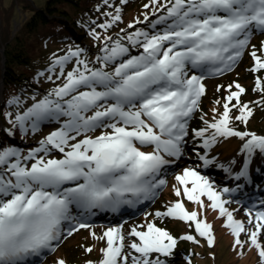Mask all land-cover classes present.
I'll return each mask as SVG.
<instances>
[{
    "label": "snow or ice",
    "instance_id": "obj_1",
    "mask_svg": "<svg viewBox=\"0 0 264 264\" xmlns=\"http://www.w3.org/2000/svg\"><path fill=\"white\" fill-rule=\"evenodd\" d=\"M150 3L158 6L152 8L153 16L162 13L150 21L151 30L137 29L113 40L112 36L102 38L92 29L93 39L104 41L101 55L96 57L100 66L90 67L81 58L84 50L80 48H70L63 56H56L47 79L53 81L54 74L56 80L62 78L63 82L40 100L33 97V104L9 121L21 133L36 132L43 122L55 121L59 126L26 155L15 147H0V264H26L30 257L54 250V242L89 228L83 222V211L115 212L121 205L133 203L126 198L129 193L137 202L140 197L150 199L155 195L154 189L165 184V180L157 177L162 167L171 162L167 157L180 159L184 154L188 120L205 93L203 75H189V70L201 69L209 74L230 70L248 45L253 30L264 32V0H150ZM102 4L115 8L114 13L102 12L108 19L96 25L106 31L122 20L121 8L110 4V0H102ZM144 21H149L147 13ZM135 23L128 28H134ZM128 45L142 51L129 55ZM260 50L264 52V41ZM250 55L254 60L250 70L264 69V59L255 46ZM73 61L72 69L65 72ZM108 65H114L111 72L104 70ZM235 89L232 91V86H228L229 95L224 98L220 118L209 123L201 117L206 127L194 129L193 135L203 138L201 152L215 145L218 138H239L243 142L239 166L233 167L234 159L217 166L240 181L249 178L250 162L255 155L264 158V136L229 126L232 109L238 111L234 119L245 125L253 115L249 105L241 101L246 89L239 83ZM253 90L264 91L259 78ZM233 100L235 103L229 108ZM19 103V98L9 101ZM98 130L99 134L91 135ZM206 133L208 136L204 138ZM146 146H152V151L141 150ZM53 151L60 158H49ZM197 159L205 167L216 163L215 158L206 154H197ZM175 179L183 186V195L189 202L203 208L200 197L206 196L211 201L210 207L218 209L220 217H226L223 226L234 236V248H243L246 243L240 238L243 233L258 250L260 264H264V244L258 239L264 233V211L255 215L248 211V225L254 229L251 230L243 221L234 219L224 206L228 201L222 199L221 192L196 167H185ZM232 191L235 189H222L223 193ZM175 195H181L180 188L175 189ZM73 206L78 210L77 216L72 215ZM155 215L194 222L196 233L209 247L214 246L212 225L198 220L195 211L187 212L182 202ZM73 220L77 223L71 224ZM146 228V231L132 228L126 233L121 225L109 227L101 236L93 232L94 239L106 242L100 249L102 258L98 264H165L160 255L169 256L176 239L154 223H148ZM128 236L138 240L125 245ZM181 239L199 243L193 235ZM86 251L91 252L92 248ZM56 264L66 261L61 259Z\"/></svg>",
    "mask_w": 264,
    "mask_h": 264
},
{
    "label": "rangeland",
    "instance_id": "obj_2",
    "mask_svg": "<svg viewBox=\"0 0 264 264\" xmlns=\"http://www.w3.org/2000/svg\"><path fill=\"white\" fill-rule=\"evenodd\" d=\"M34 6H43L46 0H29ZM128 1V0H127ZM150 1V0H149ZM150 3V2H148ZM147 3V4H148ZM7 9H5L3 6ZM25 0H0V7H3L5 11L0 13V31L1 27L3 26V16H5L6 11H10V16L12 20V34L17 32L21 28V24L25 18V14H27V9L24 7ZM126 3H120L116 7H120L121 11L123 10L122 6ZM28 12L30 10L28 9ZM99 11L98 20L95 22L94 27L89 30V35L93 38L91 34V30L95 29L97 33L101 35V37H105V30L99 29L96 27L97 24L105 22L108 19L105 16H102V12H115L109 11L108 8L104 11ZM151 16V15H149ZM155 18V17H154ZM111 29V28H110ZM258 36L260 42L264 41V32L253 30L250 35L249 43L242 51L240 57L237 59L236 63L230 70L223 71L222 73H214L209 74L207 71L201 69H192L189 70V75H203V79L201 83L205 87V93L201 96L199 103L197 105V110L192 114L191 118L188 120V129L189 135L186 137V144L184 145V154L180 159L167 157L171 162L165 166H163L160 175L157 179L165 180V184L154 189L155 195H153L149 200L148 206L143 210H138L135 212L130 213L127 209L129 204L123 205L125 207L120 212H110L109 210L100 211V210H92V213H88L86 211L82 212V219L83 222H86L90 225L89 228L80 229L77 232H74L73 235L67 236V238H62L61 241L54 242V250L50 253L43 254L40 260H33V262H29L27 264H56L58 260L63 259L66 261V264H88L89 261H92L93 264H98L99 260L102 258V253L100 249L106 246L105 240H98L94 239L92 233L94 232L96 236H101L104 231H106L109 227H118L122 225V230L124 232H129L132 228H136L138 231H146L148 223H154L157 227L165 229L169 232V234L176 239L177 243L174 249L172 250L171 254L167 257L160 255V259L165 261V264H192L191 261V254L192 252L189 251L185 253L180 249V246L183 242L181 237L185 235H193L196 239L200 238L198 233L195 231V223L192 221H181L177 223V218L171 217H163L157 218L155 213L157 212H164L167 210L168 207H171L176 202H182L184 204V208L187 212L191 213L195 211L197 213V219L203 220L208 224L212 225V233L215 237V243L213 247L212 255L210 258L202 259L201 261L210 260L211 264H260V258L258 256V250L250 244L248 241V237L241 234V239L246 241L243 248L239 246L233 247L234 244V236L231 234L230 229L224 227V223L226 221V217H220L219 210H213L210 207L211 201L207 199L206 196L200 197L203 201L204 207L201 208L200 204L189 202L186 197L183 195V186L179 184V182L175 179L176 175H182L183 169L185 167H196L197 170L204 176L208 177L210 182L213 185V188L217 191L221 192L222 199L227 200L224 206L233 214L234 219L243 221L247 227L251 230L252 226L248 225L249 216L247 215L248 211L251 210L253 215L257 211H264V158H262L259 154L255 155L250 162V169H249V178L246 180L236 181L232 178V175L225 172L223 169L218 167L217 165L220 163H225L229 160L234 159L236 161V165L233 167H238L240 162L243 159V156L240 154V149L242 146V141L236 137L230 138H218V142L213 145L211 148L204 150L201 152L200 146L202 144L203 138H196L193 135V130H198L201 128H205L206 125L204 123H199L200 125H195L192 123L194 119H200L201 117L204 120H209V116L205 113L201 112V103L203 102L204 98L208 96L212 87L214 85H221L223 86L222 80L225 76L234 70H238L242 67V62L246 60L245 56L248 51L249 46L253 44L255 38ZM28 41H31V38H27ZM126 43V42H125ZM31 44V43H30ZM32 45V44H31ZM0 47L3 48L0 42ZM42 51L48 52L50 56H55L56 50L62 49L63 52H67L70 48L75 50L73 44L65 43V42H54L51 41L46 45L39 47ZM136 51V55H138L142 49L138 47H134ZM261 49V44L260 47ZM257 50L258 55L264 59V52L261 50ZM253 51V50H252ZM2 53V51L0 50ZM57 53V52H56ZM82 59H86L89 62V66L91 67V59L88 54L82 53ZM75 61L72 62V66L68 68L67 71H70L74 66ZM93 67V66H92ZM114 67V66H113ZM95 68V67H94ZM66 71V72H67ZM111 72L112 70H105ZM259 78L261 83H264V74ZM53 81H57L56 78H53ZM1 82V78H0ZM62 83L63 80H58L55 83ZM237 83V82H235ZM255 87V83H254ZM244 88V87H243ZM214 90V89H213ZM212 90V91H213ZM237 90V89H236ZM235 90V91H236ZM1 92V91H0ZM229 95V94H228ZM246 92L241 94V101L243 103L248 104L250 109L253 110L252 103L254 101H258L260 98L249 100L246 98ZM235 101V100H233ZM226 102V101H225ZM224 102V103H225ZM90 114V113H89ZM220 115H217L214 119L218 120ZM214 120V121H215ZM213 121V122H214ZM210 122V121H209ZM62 123V120H61ZM240 125H234L231 123L230 120V127L234 128L236 131H246L250 133H255L260 136H264V133H259L255 130L249 129L243 123ZM59 124L53 121L52 125L47 126L46 128L42 129L41 131L37 132V138L34 140L33 143L27 144L26 146L28 149L22 154H27L31 149L38 147L39 142L43 140L51 131H54ZM211 131V130H209ZM99 134V130L96 133H91V135ZM208 133H206L204 138H207ZM17 148V147H16ZM18 149V148H17ZM19 150V149H18ZM143 151H152V146L141 147ZM199 152V153H198ZM197 154L200 155H207L209 158H215L216 163L213 165H209L207 167L202 166L201 162L197 159ZM49 158H60V154L53 151L50 154ZM239 185V187H237ZM191 187V184L188 185ZM224 187H228L230 189H235V191L229 193H223L222 189ZM181 189V195L179 197L171 196L170 198H166V189ZM191 203L194 205V208H189ZM188 207V208H187ZM149 211V212H148ZM218 211L217 219L213 216V213ZM146 213V214H145ZM145 214V215H144ZM73 216L78 215V210L75 209L73 206ZM81 217H78V219ZM163 221V222H162ZM77 220L71 221V224H76ZM169 223V224H168ZM182 223V230L180 228V224ZM65 227V226H63ZM174 227V228H173ZM173 228V229H172ZM173 230V231H172ZM181 230V232H180ZM180 232V233H175ZM65 236H66V228H65ZM133 239H137L135 237L128 236L125 240V245L130 243ZM261 244H264V233L258 238ZM78 241L79 243L73 247L68 248V252H66L67 247L69 244ZM167 242V241H166ZM193 242V241H190ZM58 245V246H56ZM91 247L92 251L87 252L86 248ZM127 250V248H126ZM204 250V249H203ZM199 249L198 257H203L204 254L201 253L203 251ZM69 256H68V254ZM210 253V252H209ZM159 254H153L155 257ZM212 256V257H211ZM194 257V255L192 256Z\"/></svg>",
    "mask_w": 264,
    "mask_h": 264
},
{
    "label": "trees",
    "instance_id": "obj_3",
    "mask_svg": "<svg viewBox=\"0 0 264 264\" xmlns=\"http://www.w3.org/2000/svg\"><path fill=\"white\" fill-rule=\"evenodd\" d=\"M18 0H16L17 2ZM121 0H110V4L117 6ZM149 0H128L125 5L122 6L123 10L120 15L122 20L105 33V37L112 36L113 40L124 37L125 33H131L137 29L151 30L150 21H153L157 16L162 13L158 12L157 16L152 15V8L158 7L151 5ZM163 2V0H161ZM149 4V8H145L144 5ZM3 6V4H2ZM100 7V11H104L108 8L109 11H113L114 7H104L102 0H46L43 6H34L29 0H25L24 7L27 9V14L21 24V28L12 34V20L10 11H6L3 16V26L0 31V42L3 46V53L5 55V63H2V53L0 52V78L3 73L2 84L0 82V147H17L21 152L28 149L27 144H31L37 138V132L52 125L53 122L41 123L39 129L36 132L29 130L27 133H21L18 127H14L9 121L15 120L16 114H22L24 110L30 107L34 100L42 99L48 92L51 91L58 83L57 81H49L47 76L48 69L51 66L56 56H63L65 52L62 49H57L55 56H50L48 52L42 51L39 47L46 45L47 43L54 42H65L73 44L75 47L83 49L84 52L89 55L91 65L99 67L100 65L96 62V57L101 55L100 49L104 46L103 39L95 40L89 35V30L94 27L98 20L99 11L97 7ZM7 9L5 6H3ZM3 7H0V13L5 11ZM28 9L30 12H28ZM100 12V13H101ZM147 13L149 21H144V14ZM155 17V18H154ZM137 20L143 21V23H135ZM135 23L134 28H128L129 24ZM160 26H158L159 28ZM124 29L125 32H121ZM27 38H31L28 41ZM103 38V37H102ZM258 36L255 38L253 44L249 46L246 53V60L242 62V67L238 70L229 72L222 80L223 87L220 91L217 88L221 85H214L212 90L201 103V112L209 116L208 122L211 123L217 115L223 113V104L225 97L229 94L228 86H232V91H235V82L239 83L246 89L247 99H257L252 103L253 115L249 118L245 125L249 129L255 130L259 133H264V91H254V83L256 77H261L264 74V69L257 72H253L250 69L254 67V60L250 53L253 50V46L260 50L261 42ZM126 42V43H125ZM32 45H31V44ZM127 44V41H124ZM130 48L129 55H136L135 48L128 45ZM127 57H125L126 59ZM73 64L70 63L66 66L65 72ZM91 66V67H92ZM114 65H108L104 70H112ZM59 71V69H57ZM44 73V75H39ZM55 75L53 74V78ZM264 88V83L262 84ZM19 98V105L9 104L10 100ZM219 101V104L216 103ZM232 101L229 104V108H232ZM243 103V101H242ZM215 109V111H214ZM7 114H11L10 116ZM238 115L236 109H232L230 112V120L234 125H240L234 117ZM195 125L204 123L201 118L192 120ZM9 132L11 135H9ZM166 198H170L175 195V190L172 188L166 189ZM177 197V196H176ZM194 208L191 203L189 208ZM188 208V207H187ZM149 212V211H148ZM146 214V213H145ZM144 214V215H145ZM218 211L213 213L215 218L219 219ZM177 223L181 220L176 219ZM163 222V221H162ZM169 224V223H168ZM174 228V227H173ZM172 228V229H173ZM182 230V223L180 224ZM180 230V232H181ZM173 231V230H172ZM175 232V233H180ZM183 242L180 249L185 253L191 251L192 264H211L210 260L201 261L202 259L210 258L213 249L210 248L206 240L202 237L196 239L199 243L190 242L182 239ZM79 242L75 241L67 247L73 248ZM199 249L204 254L203 257H198ZM210 252V253H209ZM68 254V253H67ZM194 255V257H192ZM69 256V254H68ZM212 257V256H211Z\"/></svg>",
    "mask_w": 264,
    "mask_h": 264
},
{
    "label": "water",
    "instance_id": "obj_4",
    "mask_svg": "<svg viewBox=\"0 0 264 264\" xmlns=\"http://www.w3.org/2000/svg\"><path fill=\"white\" fill-rule=\"evenodd\" d=\"M0 50L2 51V63H5V55L3 53L4 49L0 47ZM3 77V73H2V76H1V84H2V78Z\"/></svg>",
    "mask_w": 264,
    "mask_h": 264
},
{
    "label": "bare ground",
    "instance_id": "obj_5",
    "mask_svg": "<svg viewBox=\"0 0 264 264\" xmlns=\"http://www.w3.org/2000/svg\"><path fill=\"white\" fill-rule=\"evenodd\" d=\"M28 260H30V258H29ZM28 263H29V262H28Z\"/></svg>",
    "mask_w": 264,
    "mask_h": 264
}]
</instances>
